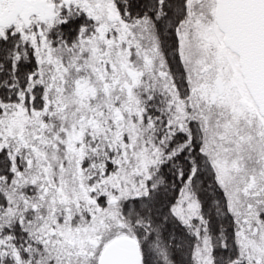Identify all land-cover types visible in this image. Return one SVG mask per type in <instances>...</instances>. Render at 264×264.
I'll use <instances>...</instances> for the list:
<instances>
[{"label":"snow or ice","instance_id":"snow-or-ice-1","mask_svg":"<svg viewBox=\"0 0 264 264\" xmlns=\"http://www.w3.org/2000/svg\"><path fill=\"white\" fill-rule=\"evenodd\" d=\"M0 264H264V0H0Z\"/></svg>","mask_w":264,"mask_h":264}]
</instances>
